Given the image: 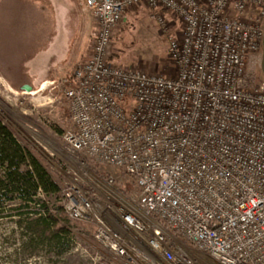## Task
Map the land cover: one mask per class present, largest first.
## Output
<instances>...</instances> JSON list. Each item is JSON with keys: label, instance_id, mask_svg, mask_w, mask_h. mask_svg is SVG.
<instances>
[{"label": "built area", "instance_id": "2783aa9c", "mask_svg": "<svg viewBox=\"0 0 264 264\" xmlns=\"http://www.w3.org/2000/svg\"><path fill=\"white\" fill-rule=\"evenodd\" d=\"M83 6L97 29L63 90L65 147L131 177L136 195L130 209L114 210L121 231L94 216L95 195L68 194V217L124 264H195L188 247L216 264H264V80H244L247 57L261 48L264 0ZM132 6L182 23L167 43L171 77L108 61L112 30Z\"/></svg>", "mask_w": 264, "mask_h": 264}, {"label": "rangeland", "instance_id": "374dc122", "mask_svg": "<svg viewBox=\"0 0 264 264\" xmlns=\"http://www.w3.org/2000/svg\"><path fill=\"white\" fill-rule=\"evenodd\" d=\"M68 2L60 0L64 5H59L60 15L67 9L68 15L74 16L69 26L75 38L59 64L60 71L68 70V74L50 84L36 86L32 94L15 90L0 74V119L20 146L38 159L57 188L52 194L37 190L30 202L12 192L8 195L11 200H2L0 264H124L123 260H112L110 253L97 245L91 226L72 221L66 210L68 194L76 199L95 195L94 216L111 229L121 231L123 224L115 219L114 210L130 209L136 195L131 177L97 164L84 154L66 150L63 135L71 128V121L63 90L75 67L90 56L97 29L92 15L84 9V0H70L67 8ZM161 13L155 14L144 6L130 7L112 30L108 61L146 74L171 77L173 69L167 56V43L170 36H180L183 25L172 15ZM159 15L166 24H160ZM246 66L245 84L261 81L260 75ZM19 167L21 172L28 170L26 164ZM2 177L5 171L0 165ZM105 178H112L113 185H105L101 180ZM132 235L125 233L128 240L134 241ZM185 249L195 264H216L190 247Z\"/></svg>", "mask_w": 264, "mask_h": 264}, {"label": "crops", "instance_id": "0c3cea01", "mask_svg": "<svg viewBox=\"0 0 264 264\" xmlns=\"http://www.w3.org/2000/svg\"><path fill=\"white\" fill-rule=\"evenodd\" d=\"M59 5L64 3L0 0V74L15 90L32 94L36 86L42 87L68 74V70L60 71L59 64L75 38L69 26L74 16L68 15L67 9L60 15ZM246 64L264 80V33L260 51L249 55Z\"/></svg>", "mask_w": 264, "mask_h": 264}, {"label": "trees", "instance_id": "16d2710c", "mask_svg": "<svg viewBox=\"0 0 264 264\" xmlns=\"http://www.w3.org/2000/svg\"><path fill=\"white\" fill-rule=\"evenodd\" d=\"M23 164L28 167L26 172L20 171L19 165ZM0 165L5 171V177L0 178V205L3 204V199L11 200L8 198L9 192L30 202L37 190L41 189L45 194H52L57 190L55 183L38 159L25 147L20 146L11 129L1 119ZM25 209H28V206H25Z\"/></svg>", "mask_w": 264, "mask_h": 264}, {"label": "water", "instance_id": "95a60500", "mask_svg": "<svg viewBox=\"0 0 264 264\" xmlns=\"http://www.w3.org/2000/svg\"><path fill=\"white\" fill-rule=\"evenodd\" d=\"M26 89H27V91H30L29 88H26Z\"/></svg>", "mask_w": 264, "mask_h": 264}]
</instances>
